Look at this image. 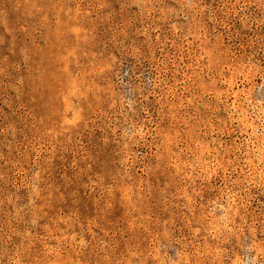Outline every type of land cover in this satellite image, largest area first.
I'll return each mask as SVG.
<instances>
[{
    "label": "rangeland",
    "instance_id": "1",
    "mask_svg": "<svg viewBox=\"0 0 264 264\" xmlns=\"http://www.w3.org/2000/svg\"><path fill=\"white\" fill-rule=\"evenodd\" d=\"M0 264H264V0H0Z\"/></svg>",
    "mask_w": 264,
    "mask_h": 264
}]
</instances>
